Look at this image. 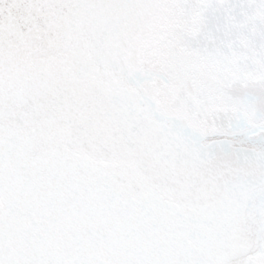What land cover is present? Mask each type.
Wrapping results in <instances>:
<instances>
[{
	"label": "snow or ice",
	"instance_id": "snow-or-ice-1",
	"mask_svg": "<svg viewBox=\"0 0 264 264\" xmlns=\"http://www.w3.org/2000/svg\"><path fill=\"white\" fill-rule=\"evenodd\" d=\"M0 264H264V0H0Z\"/></svg>",
	"mask_w": 264,
	"mask_h": 264
}]
</instances>
